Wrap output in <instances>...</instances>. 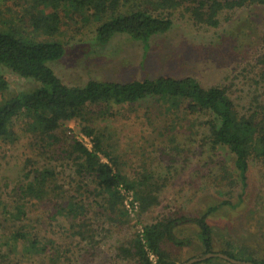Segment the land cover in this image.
<instances>
[{
	"label": "trees",
	"instance_id": "16d2710c",
	"mask_svg": "<svg viewBox=\"0 0 264 264\" xmlns=\"http://www.w3.org/2000/svg\"><path fill=\"white\" fill-rule=\"evenodd\" d=\"M11 1L16 8H9L12 16L0 27V65L18 76L42 82L43 87L0 106V141L14 144L25 135L31 146L30 156L17 165L11 188L8 184L0 188V264H19L15 262L19 258L27 264H85L84 256L95 255L102 245L96 240L99 231L90 218L92 210L109 223V227H101L108 236L126 229L129 223L119 190L122 184L134 190L140 214L160 205L164 179L147 171L137 179H128L116 156L104 148L105 135L96 121L117 105L137 104L151 97L177 117L175 127H166L174 153L169 155L170 161L176 160L175 153L181 149L176 143L177 125L192 127L196 122L198 142L210 158L220 150L233 158V169L221 162L220 174L209 179L210 183L223 192L240 187V196L244 194L250 162L264 159V36L256 47L253 90L247 104L240 108L227 87L204 88L192 77L159 76L129 83L91 80L85 87L69 86L47 66L48 61L63 57L65 45L56 39L38 40L34 35L55 38L64 17L86 14L102 43L117 33L148 42L171 29L176 12L188 16L196 27L216 29L223 15L264 7V0ZM229 20L224 16V21ZM244 75L242 72L240 77ZM6 86L0 74V88ZM19 119L24 122H19L16 130L15 121ZM73 120L80 121L86 137L94 138L92 149L66 128ZM160 135L165 136L163 132ZM217 208L211 207L198 217L179 211L164 214L133 237L119 239L107 258L109 264H153L150 254L156 257V264H178L167 246L183 248L191 244L175 231L186 223L198 228L204 256L215 253L214 230L208 217ZM58 231L62 239L76 242L59 244ZM257 240L242 244L238 254L229 249L220 252L264 264V237L261 242Z\"/></svg>",
	"mask_w": 264,
	"mask_h": 264
},
{
	"label": "rangeland",
	"instance_id": "374dc122",
	"mask_svg": "<svg viewBox=\"0 0 264 264\" xmlns=\"http://www.w3.org/2000/svg\"><path fill=\"white\" fill-rule=\"evenodd\" d=\"M9 8H16L13 1L0 0V27L12 16ZM224 16L230 20L224 21ZM95 27L86 14L84 17L73 14L63 18L61 30L55 38L34 35L38 40L56 39L65 45L63 57L47 62L63 83L85 87L91 80L129 83L159 76L192 77L204 88L227 87L240 108L247 104L248 95L253 90L254 71H257L254 66L256 47L264 36V7L227 13L216 29L196 27L188 16L183 17L176 12L171 29L152 36L148 42L117 33L108 42L102 43ZM242 72L245 75L240 77ZM0 74L7 81L6 88H0V106L16 96L43 87L42 82L18 76L4 65H0ZM147 98L137 104L114 106L106 117L98 118L96 122L105 135L104 148L116 156L120 169L128 179H137L146 171L164 179L160 205L147 213L128 216L126 229L113 231L109 236L101 230V227H109V223L97 217L92 210L90 218L99 231L96 240L102 245L95 255L84 256L85 264H109L107 258L119 239L133 237L164 214L179 211L188 217H198L214 206L218 208L208 217V222L214 230L215 253L229 249L238 254L237 249L242 244L250 245L257 239L261 242L264 237V159L254 158L250 162L247 186L242 196L240 187L227 188L224 192L217 189L209 179L220 174L221 167L218 165L221 162L233 169L232 155L220 150L211 159L198 142L197 123L193 122L192 127L177 125L176 143L181 149L180 153H175L176 160L170 161L169 155L174 153L171 152L166 127H175L177 117L168 113L163 103L161 105L159 101ZM15 122L18 130L19 122L24 120ZM79 122L70 121L66 128L73 130L77 138L92 149L94 138L82 133ZM160 132L165 136H161ZM28 139L22 135L17 142L9 145L0 141V188L6 184L11 188L17 165L30 156ZM231 173L234 174L233 171ZM175 231H179V237L191 240L187 247L167 246V250L177 257L178 264L204 256L195 225L181 224ZM57 235L59 238L63 236L60 231ZM75 242L73 238L58 240L63 246ZM15 262L27 264L21 258ZM194 264L233 263L212 257L210 261Z\"/></svg>",
	"mask_w": 264,
	"mask_h": 264
},
{
	"label": "built area",
	"instance_id": "2783aa9c",
	"mask_svg": "<svg viewBox=\"0 0 264 264\" xmlns=\"http://www.w3.org/2000/svg\"><path fill=\"white\" fill-rule=\"evenodd\" d=\"M87 147L91 149V147ZM119 190L123 196V207L127 212L128 216H137V214L140 212V202L136 199L134 192L131 189L126 188L123 184L119 186ZM150 260L153 264H156V257L153 254H150Z\"/></svg>",
	"mask_w": 264,
	"mask_h": 264
},
{
	"label": "water",
	"instance_id": "95a60500",
	"mask_svg": "<svg viewBox=\"0 0 264 264\" xmlns=\"http://www.w3.org/2000/svg\"><path fill=\"white\" fill-rule=\"evenodd\" d=\"M212 257H220V258H223V259H225V260H227L233 264H256V263L250 262V261L234 259V258H232V257H230L224 253H208L203 257H195V258H192V259H190V260H188L182 264H194L196 262L203 261V260H206V259L212 258Z\"/></svg>",
	"mask_w": 264,
	"mask_h": 264
}]
</instances>
